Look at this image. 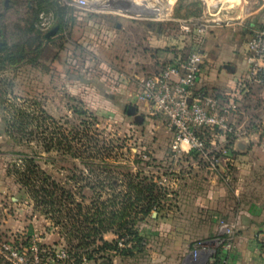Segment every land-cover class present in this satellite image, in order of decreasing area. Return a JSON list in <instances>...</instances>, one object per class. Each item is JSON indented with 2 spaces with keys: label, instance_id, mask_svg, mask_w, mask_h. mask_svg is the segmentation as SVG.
<instances>
[{
  "label": "rangeland",
  "instance_id": "rangeland-1",
  "mask_svg": "<svg viewBox=\"0 0 264 264\" xmlns=\"http://www.w3.org/2000/svg\"><path fill=\"white\" fill-rule=\"evenodd\" d=\"M79 1L0 0L1 47L5 37L7 46L21 41L26 31L23 28L34 21L38 33H30L23 41L30 47L38 45L41 50L35 59L29 49L26 61L9 66L1 78L12 86L3 84L1 89L17 106L38 113L44 121L42 129L49 126L44 135H38V148L32 144L38 152V164L82 206L77 210L74 204H68L69 211L63 208L55 215L38 210L7 172L18 151L31 155L30 146L16 145L0 136V242L13 239L25 243L28 238H36L39 248L53 258L56 252L65 251L67 256L60 264H76L79 258L84 264L87 255L107 260L112 250L104 248L105 241L113 242L117 233H122L126 244L132 238L128 229H138L142 222L151 219V213L144 218L130 217L128 228L118 220L105 230L104 216L121 207L111 206L107 199L127 192V175L131 174L136 182L142 179L155 184L162 193L157 210L170 209L173 204L174 198L166 196L175 187L169 182L183 178L178 168L186 156L172 152L173 135L167 130L165 118L135 98L137 84L133 76L161 69L168 60L158 58L156 52L176 53L178 46L185 55L198 45L204 54L203 67L212 64L216 56L225 60L236 54L233 57L239 62L251 31L264 24V4L259 12L249 15L264 0ZM37 8L38 17L34 18ZM199 10L200 15H192ZM56 25V33L47 36ZM199 27L204 31L196 42L191 32L197 33L195 29ZM163 38L168 46H163ZM156 45L164 48L155 52ZM253 105L252 113L261 106ZM50 132H54V139L58 138L56 132L63 133L71 150H45ZM91 145L94 149L102 147L104 162L82 158ZM74 149L82 156H75ZM104 163L110 166L104 167ZM112 176L119 179L117 187L106 184ZM179 186H188L189 190L204 187L194 179L187 183L178 181ZM85 215L89 218L85 219ZM144 247L143 244L139 250ZM203 261L204 257H199L188 264ZM51 263L49 259L48 264Z\"/></svg>",
  "mask_w": 264,
  "mask_h": 264
},
{
  "label": "crops",
  "instance_id": "crops-1",
  "mask_svg": "<svg viewBox=\"0 0 264 264\" xmlns=\"http://www.w3.org/2000/svg\"><path fill=\"white\" fill-rule=\"evenodd\" d=\"M263 4H260L258 11H252L249 15L259 12ZM164 39L165 47L168 41ZM163 46L156 45L155 52L156 49H163ZM245 47L246 43L242 47L243 54L239 55V62H236V54H233L234 57L225 60L216 56L212 58V64L204 65L201 77L194 85V93L200 94L206 90L219 94L230 92L237 80L246 74ZM158 53V58L168 61L175 55V52L167 51L161 55ZM134 96L141 100L137 92ZM263 98L264 89L252 86L251 93L243 100L246 113H252L253 104H263ZM230 149L232 179L226 184L210 170L197 164L191 155L184 154L186 157L182 159L185 162L178 168L183 178L175 179L176 183L169 182L175 187L166 194L174 198L171 208L151 211V219L142 222L138 228V233L144 237L143 251L133 249L123 254L112 250L110 260H91L84 264H188L193 261L190 252L194 242L212 238L221 217L237 222V239L231 264H261L259 250L264 241V130H255L235 138ZM192 179L204 187L197 190H189L188 186L177 187L178 181L187 183Z\"/></svg>",
  "mask_w": 264,
  "mask_h": 264
},
{
  "label": "built area",
  "instance_id": "built-area-1",
  "mask_svg": "<svg viewBox=\"0 0 264 264\" xmlns=\"http://www.w3.org/2000/svg\"><path fill=\"white\" fill-rule=\"evenodd\" d=\"M79 2L84 3L83 0ZM195 31L197 33L191 32V36L198 42L197 37L204 28ZM197 47L194 45L185 55L179 52L182 47H178V52L161 69L134 75L133 80L137 84L138 97L165 118L167 130L173 135L172 152L191 155L197 164L228 183L232 179V141L252 131L264 130V102L253 113H246L243 105L252 86L264 89V24L251 31L245 47L246 74L237 80L230 92L194 93L204 58ZM236 239L237 222L218 218L216 234L208 240L194 242L190 255L193 261L204 257L202 264H208L219 250L223 255L222 264H231ZM131 244L118 240L116 250ZM0 255L9 264H48L49 259L51 264H60L67 256L62 251L60 254L56 252L53 258L39 248L38 240L33 237L25 243L13 239L0 242ZM259 257L264 264V247L260 248Z\"/></svg>",
  "mask_w": 264,
  "mask_h": 264
},
{
  "label": "trees",
  "instance_id": "trees-1",
  "mask_svg": "<svg viewBox=\"0 0 264 264\" xmlns=\"http://www.w3.org/2000/svg\"><path fill=\"white\" fill-rule=\"evenodd\" d=\"M181 1V0H180ZM42 5V2H39L38 5ZM196 4H200L196 2ZM182 6V5H180ZM189 8V5L186 6ZM62 11V9H61ZM39 10L33 13L34 18L38 17ZM201 14V10L198 12L192 13L193 16H198ZM34 21H30L28 27L24 32L23 39L32 32L35 31ZM43 38H47L46 34L42 35ZM18 41L13 43L10 46H7L6 40L7 37L2 39L4 41V46L0 48V112L3 121V131L0 133V136L5 138L6 140H10L16 143V145H22L25 143L30 146L29 148L32 150L31 155H27L22 153L21 151L17 152L16 161L12 164L11 169H8V174L12 175L15 178V181L19 184L20 189H23L25 193H27L33 200L34 206L38 207V210L44 211L45 213L55 215L60 212L61 209L67 208L68 204H74L77 210L81 209V203L75 202L74 198L71 197L70 192L66 191L61 187L50 175H48L43 169H41L38 164V152L34 148H38V135H44L46 132V128L42 126L44 125V121L40 120L37 114L30 113L27 109L19 107L16 103H13L6 96L7 94L1 89L3 84H7L8 88H11V83H5L4 79L1 78V75L4 71L7 70L9 66H13L18 64L19 62L25 60L28 57V50L31 49V52L35 54V59L38 58L40 54V48L38 45L36 47H30V44L25 43L26 41ZM38 40V37L36 38ZM27 44V45H26ZM34 59V60H35ZM4 82V83H3ZM11 91V90H10ZM78 113H82V111H76ZM43 122V123H42ZM51 136L46 141L45 150L50 151L53 147H57L58 149H62L64 152H69L71 150V145L67 140V137L63 133H57L58 138L54 139V132H50ZM55 140V142H54ZM34 148H33V145ZM101 148L94 149V146L91 145V148L87 149V156L82 157L84 159H96L99 158L103 162L106 160V156L101 152ZM75 150V156H82V153L78 149ZM77 152V153H76ZM0 153H3L0 147ZM86 164V163H85ZM104 167H109L110 164L104 163ZM107 186L109 187H117L119 179L116 176L108 177L106 179ZM126 186L128 188L125 193L112 194L110 199H107L108 204L114 206L116 204H120V209L112 210L106 216H104V220L106 221L105 230H109L111 225H113L118 220H122L123 226L128 228V225L131 222L130 217L132 218H144L148 216L152 210L158 208L160 205V200L162 193L155 187L153 183H144V180L140 179L138 182L133 180L132 175L129 174L126 176ZM85 219L89 218L86 215ZM91 218V216H90ZM59 221H56L58 223ZM83 230V229H82ZM132 233V238L127 239L125 242H131V246L127 248L120 249L119 252L123 254H128L133 249H138L143 245L144 237L138 233V229H128ZM105 231V232H106ZM126 235H122V233H117V238L114 239L113 242H104V248L107 250H116L117 242L120 239H124ZM262 247H264V241L261 242ZM221 251H217L214 255L211 262L208 264H222ZM102 259L93 258L91 255H87V261H95ZM110 260V259H107ZM81 259L76 260V264H80ZM0 264H9L5 261L0 262Z\"/></svg>",
  "mask_w": 264,
  "mask_h": 264
},
{
  "label": "water",
  "instance_id": "water-1",
  "mask_svg": "<svg viewBox=\"0 0 264 264\" xmlns=\"http://www.w3.org/2000/svg\"><path fill=\"white\" fill-rule=\"evenodd\" d=\"M57 29H58V26H57V25L54 26V27H53V28L47 33V36L54 35V34L56 33ZM1 46H2V43L0 42V48H1ZM130 107L133 108L132 106H130ZM133 109H135V107H134ZM154 214H156V212H154Z\"/></svg>",
  "mask_w": 264,
  "mask_h": 264
}]
</instances>
